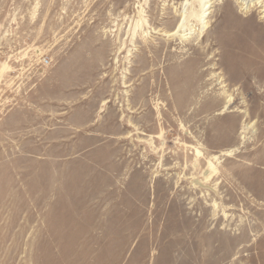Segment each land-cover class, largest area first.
I'll return each mask as SVG.
<instances>
[{"label":"rangeland","instance_id":"obj_1","mask_svg":"<svg viewBox=\"0 0 264 264\" xmlns=\"http://www.w3.org/2000/svg\"><path fill=\"white\" fill-rule=\"evenodd\" d=\"M201 1L0 0V264H264V0Z\"/></svg>","mask_w":264,"mask_h":264},{"label":"bare ground","instance_id":"obj_2","mask_svg":"<svg viewBox=\"0 0 264 264\" xmlns=\"http://www.w3.org/2000/svg\"><path fill=\"white\" fill-rule=\"evenodd\" d=\"M202 1H203V4H201V6L199 7L200 8V13L198 15H196L195 17L197 18L196 21L202 25V28H205L206 27V22L204 21V19H205L207 10L210 8L209 2L211 0H202ZM202 1L200 3H202ZM247 2H248V0H240L241 7L246 5ZM263 11H264V9L262 10V12ZM190 17H191V15H189L188 17H184L182 23L178 26V28L182 29V27H184V25H185L186 19H188ZM263 18H264V16H263ZM178 31L176 32V34L178 33ZM174 34H175V32L171 33V36H174ZM180 36L183 37L184 34H181ZM198 154H199V151H197V155ZM208 164H209V168H211L213 170L214 167L211 165V163H208Z\"/></svg>","mask_w":264,"mask_h":264}]
</instances>
